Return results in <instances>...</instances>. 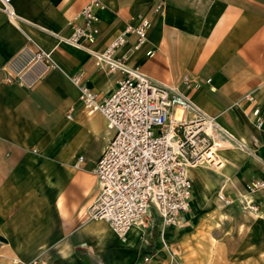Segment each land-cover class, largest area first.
<instances>
[{
    "label": "crops",
    "instance_id": "obj_1",
    "mask_svg": "<svg viewBox=\"0 0 264 264\" xmlns=\"http://www.w3.org/2000/svg\"><path fill=\"white\" fill-rule=\"evenodd\" d=\"M87 1L13 0L15 21L0 7V67L28 44V37L52 51L58 65L31 89L0 82V264H144V258L146 264H169L154 213L149 227H132L124 241L106 221L86 215L99 191L93 168L112 131L102 115H87L69 77L82 74L101 97L109 96L121 77L58 42L57 35H70V23ZM100 1V33L92 48L102 51L127 21L148 18L146 46L131 53L130 37L119 54L127 52L128 64L151 79L177 87L247 148L225 143L216 152L219 166L188 169L189 209L181 224L164 228L179 262L192 260L185 238L204 220L211 223L208 237L220 220L239 218L246 210V228L264 231V222L255 225L264 219V189L245 190L248 183L264 180V0ZM147 50L152 55L146 56ZM254 107L260 109L259 128L250 114ZM79 156L84 161L75 168ZM219 192L231 203L220 205ZM243 198L255 209H243ZM211 252L207 248L200 256L204 263L210 264Z\"/></svg>",
    "mask_w": 264,
    "mask_h": 264
},
{
    "label": "built area",
    "instance_id": "obj_2",
    "mask_svg": "<svg viewBox=\"0 0 264 264\" xmlns=\"http://www.w3.org/2000/svg\"><path fill=\"white\" fill-rule=\"evenodd\" d=\"M12 1L0 0V7L9 20L15 21ZM102 8L100 0H88L73 17L70 35L56 37L58 42L89 54L98 69L121 74L115 89L106 97L93 93L82 74L69 78L78 89L87 115H102L112 131L93 168L99 191L88 207L87 217L106 221L124 241L132 227H149L152 213L161 225L181 224L192 199L188 169L197 165L219 166L216 152L225 143L233 142V138L177 87L151 79L140 67L128 64L127 52L119 54L130 37H134L129 48L131 53L146 46L151 25L148 18L141 16L136 21H127L102 51L94 50L92 45L100 33L98 11ZM159 8L154 11L158 12ZM27 41V45L0 67V82L31 89L58 68L52 51L41 48L29 37ZM145 54L150 56L152 51L147 50ZM182 82L187 85L188 79L183 77ZM246 99L252 102L254 98L248 94ZM178 110L179 118L175 117ZM250 114L259 128L262 125L260 109L254 107ZM67 118L71 119V115ZM83 161L79 156L74 167L79 168ZM261 189H264V180L252 181L245 187L247 192ZM217 196L223 203H231L221 192ZM242 203L244 209H255L245 198ZM161 244L169 264H181L178 250L162 237ZM148 261L149 258H144L143 263Z\"/></svg>",
    "mask_w": 264,
    "mask_h": 264
},
{
    "label": "rangeland",
    "instance_id": "obj_3",
    "mask_svg": "<svg viewBox=\"0 0 264 264\" xmlns=\"http://www.w3.org/2000/svg\"><path fill=\"white\" fill-rule=\"evenodd\" d=\"M219 204L224 205L225 203ZM243 211V216L241 215L240 219L232 216L220 220L218 226L213 229L208 237L205 235H208L211 229L209 220L201 222L198 229H191V233L185 238L190 245L189 249L191 247L193 249L190 250L193 254L189 264H206L200 256L207 251V248L212 250L210 264H217L218 260L219 264H264V233H262L264 231L261 228L248 230L246 228L250 222L248 212ZM196 222L193 220L190 226L195 228ZM261 222H264V219H256L255 225L261 224ZM161 237L164 238L162 230ZM210 241L212 242L211 245L208 244ZM215 248L217 249L215 250Z\"/></svg>",
    "mask_w": 264,
    "mask_h": 264
},
{
    "label": "bare ground",
    "instance_id": "obj_4",
    "mask_svg": "<svg viewBox=\"0 0 264 264\" xmlns=\"http://www.w3.org/2000/svg\"><path fill=\"white\" fill-rule=\"evenodd\" d=\"M180 115H181V112L178 110L177 112H176V114H175V117H177V118H179L180 117ZM220 125V124H219ZM221 126V125H220ZM223 129H225L227 132H229L230 133V135L232 136V138H233V142L236 144V146H238V148H242V149H244V150H246L247 148L244 146V142H239L237 139H236V137H235V135L234 134H232L229 130H227L224 126H221ZM234 143L232 144V145H234ZM231 144V143H230ZM246 148V149H245ZM197 166H199V165H197ZM194 167H196V166H194ZM193 168V167H192ZM214 168H216V167H214ZM190 169V168H189ZM250 193H254V192H250ZM88 212V209L86 210V215L88 214L87 213ZM220 215V217H222V215H223V213H220L219 214ZM92 221V220H91ZM176 226V225H175ZM162 227V232H163V234L165 235V230H164V228L165 227H168V226H164V225H162L161 226ZM161 235V234H160Z\"/></svg>",
    "mask_w": 264,
    "mask_h": 264
}]
</instances>
